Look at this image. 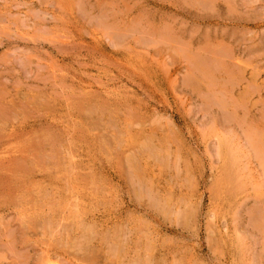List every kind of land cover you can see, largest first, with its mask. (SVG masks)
<instances>
[{
	"label": "rangeland",
	"instance_id": "obj_1",
	"mask_svg": "<svg viewBox=\"0 0 264 264\" xmlns=\"http://www.w3.org/2000/svg\"><path fill=\"white\" fill-rule=\"evenodd\" d=\"M182 1L0 0V264H264V0Z\"/></svg>",
	"mask_w": 264,
	"mask_h": 264
},
{
	"label": "bare ground",
	"instance_id": "obj_2",
	"mask_svg": "<svg viewBox=\"0 0 264 264\" xmlns=\"http://www.w3.org/2000/svg\"><path fill=\"white\" fill-rule=\"evenodd\" d=\"M181 1H182V0H181ZM201 1H202V0H201ZM206 1H207V0H206ZM212 1H213V0H208L207 2H208V3H212ZM214 1H215V0H214ZM217 1H218V0H217ZM182 3H183V1H182ZM201 3H203V2H201ZM206 4H207V3H206ZM206 4H202V5L200 4L199 7H201V6H203V5H206ZM229 4H231V3L229 2ZM212 5H213V4H212ZM231 5H232V4H231ZM208 6H209V5H208ZM204 9H205V8H204ZM207 9H208V8H207ZM207 9H206V10H207ZM192 10H193V9H192ZM198 10H199V9H198ZM148 22H149V21H148ZM116 28H117V27H116ZM117 29H118V28H117ZM115 30H116V29H115ZM169 30H170V29H169ZM223 31H224V30H223ZM170 32H171V31H170ZM174 32H175V31H174ZM178 32H179V31H178ZM176 33H177V32H176ZM173 34H174V33H173ZM253 34H254V33H253ZM166 35H167V34H166ZM175 35H176V34H175ZM169 36H170V34H169ZM173 36H174V35H173ZM179 36H180V35H179ZM229 49H230V48H229ZM210 52H211V51H210ZM226 52H227V51H226ZM211 53H212V52H211ZM227 54H228V53H227ZM228 55H229V54H228ZM213 61H214V60H213ZM210 75H211V74H210ZM213 77H214V76H213ZM231 81H232V80H231ZM214 101H215V100H214ZM95 106H96V105H95ZM142 142H143V141H142ZM263 154H264V153H263ZM254 155H255V154H254ZM134 161H135V160H134ZM134 161H133V162H134ZM138 162H139V161H138ZM260 223H261V222H260ZM69 234H70V233H69ZM22 264H23V263H22ZM53 264H54V263H53Z\"/></svg>",
	"mask_w": 264,
	"mask_h": 264
}]
</instances>
